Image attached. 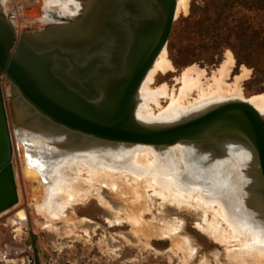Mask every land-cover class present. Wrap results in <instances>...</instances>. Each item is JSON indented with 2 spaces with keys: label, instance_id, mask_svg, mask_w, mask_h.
<instances>
[{
  "label": "bare ground",
  "instance_id": "bare-ground-1",
  "mask_svg": "<svg viewBox=\"0 0 264 264\" xmlns=\"http://www.w3.org/2000/svg\"><path fill=\"white\" fill-rule=\"evenodd\" d=\"M41 1L44 15L36 10L41 17L35 18L39 20L37 23L29 25L33 21V15L28 19L32 13L27 12L31 6L29 1L22 17L25 23L19 25L17 34L38 49L47 50L55 45L77 49L81 61L94 52L109 56V64L99 67L88 83L91 89L97 76L117 71L121 66L129 35L127 21L121 16L125 15L127 20L129 15L142 16L148 10L145 0ZM188 1L177 0L176 16L187 11ZM9 7L8 0H0L1 18H6ZM233 65V54L227 52L225 62L208 82L202 80L204 70L198 71L192 66L175 79L181 85L179 90L171 91L167 84L153 88L160 73L174 71L163 49L139 88L137 122L167 126L237 100L249 103L264 117V95L244 100L240 82L249 76L248 69L243 68L232 84L226 82ZM66 66L67 63L58 60L56 70L60 76L65 77ZM6 80L2 83L4 93L9 96L5 108L11 117L13 154H18L16 157L20 159L23 181L21 187L15 164L18 159L15 161L13 156L19 198L14 207L21 204L24 194L33 217L36 211L44 216L62 214L67 206L82 202L95 192L103 206L112 211L114 207L104 201L99 185L107 181L111 190L117 191L123 182L136 194L138 202L133 205L136 209L139 206L148 210L150 204L153 205L151 198L156 197L174 205L180 212H199L201 214L196 215H200L202 223L198 226L206 234L221 243L240 244L238 250L230 251L236 254V261L250 259L264 264V182L257 153L247 140L233 134L172 146L100 140L52 123ZM194 92L197 97L192 99ZM163 98L170 101L167 107L161 106ZM153 106L159 108L158 112ZM79 182L87 188L80 189ZM141 218L136 217L134 221ZM176 228L173 232L178 235Z\"/></svg>",
  "mask_w": 264,
  "mask_h": 264
},
{
  "label": "rangeland",
  "instance_id": "rangeland-1",
  "mask_svg": "<svg viewBox=\"0 0 264 264\" xmlns=\"http://www.w3.org/2000/svg\"><path fill=\"white\" fill-rule=\"evenodd\" d=\"M29 1L31 6L26 4L29 6L27 12L32 13L28 19L36 15L31 16L30 25L37 23L39 20L35 18L43 16L44 11L41 0ZM187 8L186 12L175 15L164 48L174 71L160 73L152 87L167 84L171 91L179 90L181 85L175 79L192 66L198 71L204 70L205 79L202 80L208 82L225 62L228 52L233 54L234 65L226 82L232 84L246 68L249 76L240 82L244 100L264 95V0H189ZM69 17L67 15L70 20ZM3 19L15 27L16 41H19L22 38L17 34L19 25L10 23L7 17ZM6 79L5 74L0 75L1 84ZM6 82L11 83L8 79ZM3 94L4 101L9 102L4 90ZM196 97L197 92H194L192 99ZM160 102L167 107L170 101L163 98ZM153 107L158 112L159 108ZM7 117L10 128L8 111ZM194 117L183 118L178 123ZM165 125L160 123L159 126ZM13 156L15 161L18 159L15 164L22 187L20 159L16 157L18 154ZM78 184L80 189L87 188L81 182ZM108 184L106 181L99 188L104 201L114 207L112 211L92 192L84 201L67 206L62 214L44 216L36 211L33 217L23 194L19 206L0 214V264H259L250 259L236 261V254L230 251L238 250L240 244L221 243L206 234L198 226L202 218L197 215L201 213L180 212L174 205L156 197L151 198L153 205L150 204L148 210L139 208V203L136 209L133 206L136 194L128 185L122 182L123 189L112 191ZM165 205L171 206L172 212ZM136 217L143 221H134ZM175 228L178 235L173 232Z\"/></svg>",
  "mask_w": 264,
  "mask_h": 264
},
{
  "label": "water",
  "instance_id": "water-1",
  "mask_svg": "<svg viewBox=\"0 0 264 264\" xmlns=\"http://www.w3.org/2000/svg\"><path fill=\"white\" fill-rule=\"evenodd\" d=\"M145 15L126 17L128 42L117 71L88 83L109 56L94 52L81 61L80 51L55 45L36 48L28 39L16 41L14 28L0 17V75L18 89L22 97L52 123L72 132L116 142L172 146L199 143L233 134L247 140L257 153L264 182V117L249 103L233 101L167 126L137 122V94L171 35L177 0H145ZM67 63L65 77L56 67ZM76 84V86L74 85ZM13 144L0 82V214L19 201L12 165Z\"/></svg>",
  "mask_w": 264,
  "mask_h": 264
},
{
  "label": "built area",
  "instance_id": "built-area-1",
  "mask_svg": "<svg viewBox=\"0 0 264 264\" xmlns=\"http://www.w3.org/2000/svg\"><path fill=\"white\" fill-rule=\"evenodd\" d=\"M28 0H8L9 11L6 14L8 20L14 25H20Z\"/></svg>",
  "mask_w": 264,
  "mask_h": 264
}]
</instances>
